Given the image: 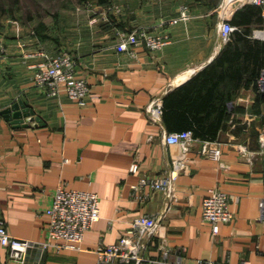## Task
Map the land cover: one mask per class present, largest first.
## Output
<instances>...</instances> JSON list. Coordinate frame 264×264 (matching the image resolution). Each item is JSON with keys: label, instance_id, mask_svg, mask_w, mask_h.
Segmentation results:
<instances>
[{"label": "crops", "instance_id": "1", "mask_svg": "<svg viewBox=\"0 0 264 264\" xmlns=\"http://www.w3.org/2000/svg\"><path fill=\"white\" fill-rule=\"evenodd\" d=\"M237 8L198 12L179 5L153 15L148 26L168 40L154 50L138 45L134 54L118 51L114 43L123 26L145 21L135 9L97 27L95 38L73 49L77 74L90 88L83 104L34 85L40 51L52 49H44L19 25L5 33L0 109L21 99L40 117V122L16 125L0 112V217L8 233L33 242L22 264H96L97 245L117 241L139 213L158 219L142 238L148 264H264V148L259 141L264 93L258 80H242L227 101L215 139L218 160L191 151L171 199L149 184L139 187L143 179L167 174L181 153L179 144L165 141L170 131L161 118L152 119L149 105L154 99L162 102L169 90L212 61L226 42L219 32L221 17L230 19ZM134 161L138 168L131 171ZM59 185L99 197L100 217L79 248L46 232L44 211ZM211 189L227 193L233 213L216 232L202 218V200ZM6 263L17 264L0 245V264Z\"/></svg>", "mask_w": 264, "mask_h": 264}, {"label": "built area", "instance_id": "2", "mask_svg": "<svg viewBox=\"0 0 264 264\" xmlns=\"http://www.w3.org/2000/svg\"><path fill=\"white\" fill-rule=\"evenodd\" d=\"M245 3H253L261 7L264 16V0H224L222 9H231L233 5L240 7ZM235 26L229 21V16L221 17L219 22V32L223 41L230 38ZM252 36L264 39V27L252 30ZM168 40L166 33L153 32L148 25H138L130 29L118 32L117 40L114 43L118 51H126L134 54V49L138 45H144L147 49H159ZM5 46L0 45L1 53ZM44 59L36 64V71L32 81L34 85L40 87L48 95L66 94L69 98L80 104L85 102L90 88L87 80L77 74L76 59L68 52L62 51L53 55H48L42 51L40 53ZM258 84L264 91V67L258 77ZM148 110L152 119L161 118V101L154 99ZM167 143H177L181 148V153L174 158L167 174L143 179L139 187L149 184L155 189H160L169 199L173 198V183L178 174L183 171L189 162V153L197 151L202 156L218 160L221 155L220 143L217 140H207L194 137L191 130L170 131L165 135ZM259 141L264 148V128L259 133ZM138 163L132 162L131 171H136ZM46 232L48 237L62 239L66 245L79 248L78 243L83 238L87 229L100 217L99 197L95 192L80 189H66L59 185L53 194L50 205L45 209ZM233 213L229 208V198L227 193L218 189H211L202 200V218L212 225V231L216 232L219 222H226L232 219ZM158 223L156 216L139 213L131 222L129 229L113 243L100 242L95 248L96 264H148L142 255L144 249L143 236L152 231ZM33 242L28 239H21L12 236L6 230L2 217H0V245L8 250V260L22 264L26 250L32 246ZM9 264V263H6ZM195 264H218L213 260H201ZM241 264H250L243 260Z\"/></svg>", "mask_w": 264, "mask_h": 264}, {"label": "trees", "instance_id": "3", "mask_svg": "<svg viewBox=\"0 0 264 264\" xmlns=\"http://www.w3.org/2000/svg\"><path fill=\"white\" fill-rule=\"evenodd\" d=\"M229 21L235 28L212 61L163 96L161 119L167 130H191L194 137L215 140L232 93L245 78L257 80L264 67V39L252 36V30L264 27L261 7L245 3ZM35 34L50 38L41 31Z\"/></svg>", "mask_w": 264, "mask_h": 264}, {"label": "rangeland", "instance_id": "4", "mask_svg": "<svg viewBox=\"0 0 264 264\" xmlns=\"http://www.w3.org/2000/svg\"><path fill=\"white\" fill-rule=\"evenodd\" d=\"M223 1L106 0L100 3L99 0H0V45L5 46L0 62L6 58L8 51V44L4 40L5 33L17 25L24 28L26 35L36 36L35 33L38 31L49 34L50 38L47 40L39 39L44 49L53 50V53H47L48 55L66 51L75 58L73 49H78L84 39L95 38L97 27L107 22L111 23L115 17L124 13L123 11L135 9L134 15L141 19L146 18L135 25L138 26L148 25L151 22L147 20L148 18L167 9L174 10L179 5L205 12L220 9ZM124 2L126 4L123 6ZM128 19L123 21L126 22ZM130 28L129 25H125L120 31Z\"/></svg>", "mask_w": 264, "mask_h": 264}, {"label": "water", "instance_id": "5", "mask_svg": "<svg viewBox=\"0 0 264 264\" xmlns=\"http://www.w3.org/2000/svg\"><path fill=\"white\" fill-rule=\"evenodd\" d=\"M0 112L7 120L16 125H28L30 121L40 122V117L35 116L32 109L29 108L21 99H17L1 108Z\"/></svg>", "mask_w": 264, "mask_h": 264}]
</instances>
